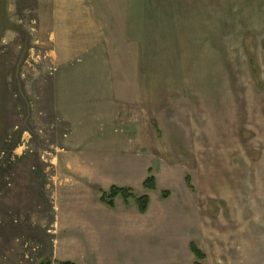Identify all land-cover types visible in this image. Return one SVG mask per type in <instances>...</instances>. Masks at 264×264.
I'll use <instances>...</instances> for the list:
<instances>
[{
  "label": "rangeland",
  "instance_id": "obj_1",
  "mask_svg": "<svg viewBox=\"0 0 264 264\" xmlns=\"http://www.w3.org/2000/svg\"><path fill=\"white\" fill-rule=\"evenodd\" d=\"M190 242L264 264V0H0V264H194Z\"/></svg>",
  "mask_w": 264,
  "mask_h": 264
},
{
  "label": "trees",
  "instance_id": "obj_2",
  "mask_svg": "<svg viewBox=\"0 0 264 264\" xmlns=\"http://www.w3.org/2000/svg\"><path fill=\"white\" fill-rule=\"evenodd\" d=\"M150 172V170H149ZM185 183L189 188H193L190 184V178L188 175L185 176ZM142 186L148 190H154L156 187L155 177L152 175H148L142 182ZM168 192V191H167ZM166 191L162 193V197L166 198L168 193ZM99 200L102 204L113 207L114 199L116 197H121L125 203H128L129 198H135L136 203L138 205V209L141 213L145 212L149 203V197L147 195H141L139 197H135L132 193V189L130 187H121L116 185H111L108 190L99 189ZM189 249L196 257L194 264H201V260L205 257V254L193 243H189ZM58 264H74L71 261H57ZM39 264H50V261L40 262Z\"/></svg>",
  "mask_w": 264,
  "mask_h": 264
},
{
  "label": "crops",
  "instance_id": "obj_3",
  "mask_svg": "<svg viewBox=\"0 0 264 264\" xmlns=\"http://www.w3.org/2000/svg\"><path fill=\"white\" fill-rule=\"evenodd\" d=\"M139 264V263H138Z\"/></svg>",
  "mask_w": 264,
  "mask_h": 264
}]
</instances>
